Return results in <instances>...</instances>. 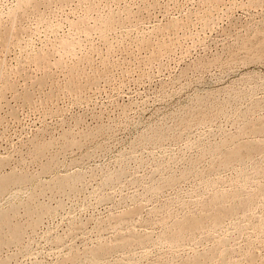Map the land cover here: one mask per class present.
Here are the masks:
<instances>
[{"label":"rangeland","instance_id":"rangeland-1","mask_svg":"<svg viewBox=\"0 0 264 264\" xmlns=\"http://www.w3.org/2000/svg\"><path fill=\"white\" fill-rule=\"evenodd\" d=\"M263 43L264 0H0V175L30 177L0 196V214L15 208L11 220L23 225L18 243H3L0 233V262L264 264V131L251 130L264 123ZM256 50L262 57L252 60ZM79 64L88 70L70 74ZM68 73L87 90L79 80L65 87ZM256 140L263 147L245 161L224 162ZM64 176L60 190L55 180ZM232 192L235 202L221 206L244 198L245 210L178 237L181 223ZM124 238L130 244L119 247ZM106 244L110 254L95 256Z\"/></svg>","mask_w":264,"mask_h":264},{"label":"bare ground","instance_id":"bare-ground-1","mask_svg":"<svg viewBox=\"0 0 264 264\" xmlns=\"http://www.w3.org/2000/svg\"><path fill=\"white\" fill-rule=\"evenodd\" d=\"M51 1V0H50ZM95 1V0H94ZM110 1V0H109ZM58 2V1H57ZM66 2V1H65ZM213 2H214V0H213ZM219 2V1H218ZM217 2V3H218ZM252 3V2H251ZM27 4V3H26ZM106 4V3H105ZM108 4V3H107ZM89 5V4H88ZM46 6V5H45ZM209 6V5H208ZM259 6V5H258ZM52 8V7H51ZM25 9V8H24ZM33 9V8H32ZM90 9V8H89ZM98 10V9H97ZM115 10V9H114ZM219 10V9H218ZM256 10V9H255ZM71 11V10H70ZM87 11V10H86ZM96 11V10H95ZM121 12V11H120ZM109 13V12H108ZM24 14V13H23ZM79 14V13H78ZM107 14V13H106ZM127 15V14H126ZM204 15V14H203ZM62 16V15H61ZM114 16V15H113ZM131 17V16H130ZM217 17V16H216ZM197 18V17H196ZM207 18V17H206ZM20 19V18H19ZM120 19V18H119ZM130 19V18H129ZM88 20V19H87ZM80 21V20H79ZM90 21V20H89ZM172 21V20H171ZM115 22V21H114ZM173 22V21H172ZM183 22V21H182ZM175 23V22H174ZM115 24V23H114ZM132 24V23H131ZM181 24V23H180ZM102 25H104V24H102ZM137 25V24H136ZM170 25H171V23H170ZM79 26V25H78ZM185 26V25H184ZM243 26V25H242ZM99 27V26H98ZM172 27V26H171ZM207 27V26H206ZM260 27V26H259ZM13 28V27H12ZM82 28V27H81ZM90 28V27H89ZM170 28V27H169ZM171 29V28H170ZM202 29V28H201ZM87 30V29H86ZM89 30V29H88ZM94 30H95V28H94ZM8 31V30H7ZM172 31V30H171ZM170 31V32H171ZM87 32V31H86ZM173 32H174V30H173ZM10 33H11V31H10ZM169 33V32H168ZM42 34V33H41ZM225 34V33H224ZM229 34V33H228ZM4 35L5 36H9V32H7V33H4ZM33 35V34H32ZM5 36H3V37H5ZM7 36V37H8ZM11 36V35H10ZM90 36V35H89ZM240 36V35H239ZM10 38L11 37H9V39L8 38H5L6 40H7V44H9V42H10ZM4 39V40H5ZM13 39V38H12ZM240 39V38H239ZM3 40V39H2ZM1 40V41H2ZM5 40V41H6ZM9 40V41H8ZM33 40V39H32ZM81 40V39H80ZM65 41H67V39L66 40H64V42ZM148 41V40H147ZM165 41V40H164ZM172 41V40H171ZM61 42V41H60ZM71 42V41H70ZM74 43V42H73ZM71 44V43H70ZM165 44V43H164ZM167 44V43H166ZM264 44V43H263ZM1 45H2V43H1ZM0 45V46H1ZM65 45H68V44H65ZM65 45H63L62 44V46H63V48H64V46ZM162 45H163V43H162ZM169 45V44H168ZM172 45V44H171ZM182 45V44H181ZM229 45V44H228ZM260 45H262V44H260ZM2 46H5V44H3ZM60 46V45H59ZM61 46V47H62ZM227 46V45H226ZM242 46V45H241ZM246 46V45H245ZM255 46H257V45H255ZM264 46V45H263ZM22 47V46H21ZM25 47V46H24ZM57 47V46H56ZM67 48L68 47H71V46H66ZM72 47H76V46H74V45H72ZM80 47V46H79ZM156 47V46H155ZM164 47V46H163ZM162 47V48H163ZM174 47V46H173ZM248 47V46H247ZM260 47V46H259ZM4 48V47H3ZM87 48V47H86ZM139 48V47H138ZM144 48V47H143ZM160 48V47H159ZM171 48V47H170ZM249 48V47H248ZM251 48H252V46H251ZM262 48V47H261ZM260 48V49H261ZM1 49V48H0ZM56 49V48H55ZM57 49H59V48H57ZM129 49V48H128ZM150 49V48H149ZM243 49V48H242ZM253 49V48H252ZM255 49V48H254ZM259 49V51L260 52H262L261 50ZM60 50V49H59ZM63 50H65L66 51V48L65 49H63ZM135 50V49H134ZM258 50V49H257ZM256 50V51H257ZM263 50V49H262ZM64 51V52H65ZM150 51V50H149ZM158 51H160V50H157V52ZM243 51V50H242ZM255 51V52H256ZM49 52V51H48ZM67 52V51H66ZM132 52V51H131ZM151 52V51H150ZM156 52V53H157ZM161 53L163 52L162 50L160 51ZM160 52H159V55H160ZM258 52V51H257ZM257 52L254 54L253 53V55H252V57H251V54H250V57L249 58H251L252 60L253 59H259L260 57H262L261 56V53L260 52H258V54H257ZM151 53H153V52H151ZM150 53V54H151ZM165 53V52H164ZM168 53V52H167ZM175 53V52H174ZM68 54V53H67ZM154 54V53H153ZM45 55V54H44ZM48 55H50V54H48ZM52 55V54H51ZM133 55V54H132ZM155 55V54H154ZM41 56V55H40ZM43 56V55H42ZM52 56H54V55H52ZM148 56H150V55H148ZM151 56H152V54H151ZM158 56V55H157ZM162 56V55H161ZM218 56V55H217ZM220 56H222V55H220ZM131 57V56H130ZM41 58V57H40ZM45 58H47V57H45ZM132 58V57H131ZM135 58V57H134ZM154 58V57H153ZM152 58V59H153ZM172 58V57H171ZM7 59V58H6ZM43 59V58H42ZM50 59V58H49ZM61 59H63V58H61ZM87 59V58H86ZM118 59V58H117ZM147 59H148V61L150 60V62H152L151 60L152 59H150V57L148 58L147 57ZM146 59V60H147ZM46 60H48V59H46ZM45 60V61H46ZM60 60V59H59ZM119 60V59H118ZM128 60V59H127ZM141 60V59H140ZM139 60V61H140ZM145 60V59H144ZM153 60H156V57L153 59ZM40 61H41V59H40ZM39 61V62H40ZM63 61V63H64V59L62 60ZM123 61H125V60H123ZM215 61V60H214ZM38 62V63H39ZM43 62H44V60H43ZM42 62V63H43ZM56 62V61H55ZM68 62V61H67ZM87 62V61H86ZM141 62V61H140ZM145 62V61H144ZM149 62V63H150ZM155 62V61H154ZM157 62V61H156ZM218 62V61H217ZM255 62V61H254ZM45 63V62H44ZM51 63V62H50ZM53 63V62H52ZM60 63V62H59ZM71 63V62H70ZM70 63H68L67 65L69 66L70 65ZM125 63V62H124ZM131 63H133L132 61H131ZM153 63V62H152ZM40 64V63H39ZM38 64V65H39ZM47 64H48V62H47ZM46 64V65H47ZM55 64H57L58 65V62H56ZM66 64V63H65ZM90 63L88 62V64H87V66L89 65ZM140 64V63H139ZM142 64V63H141ZM140 64V65H141ZM159 64H160V62H159ZM200 64V63H199ZM207 64V63H206ZM45 65V66H46ZM56 65V66H57ZM85 65V64H84ZM91 66H93L92 64H90ZM121 65V64H120ZM119 65V66H120ZM148 65V63H146V65L145 66H147ZM155 65V64H154ZM205 65V64H204ZM209 65V64H208ZM43 66H44V64H43ZM50 66V65H49ZM48 66V67H49ZM53 65H51L50 67H52ZM61 67L62 66H64L63 64H62V62H61V65H60ZM66 66V65H65ZM68 66H66V68L68 67ZM71 66V65H70ZM72 66H76V65H72ZM79 66H80V64H79ZM87 66H86V68H83V69H86V71L88 70L87 69ZM95 66V65H94ZM94 66H93V68H94ZM115 66H116V64H115ZM125 66V65H124ZM54 67V66H53ZM85 67V66H84ZM96 67V66H95ZM98 68H97V70H95L96 68H94V71H97V72H102V71H99V68L101 69V67L100 66H97ZM109 67V66H108ZM123 67V66H122ZM199 67V66H198ZM45 68V67H44ZM56 68H58V67H56ZM65 68V67H64ZM64 68H62V69H64ZM64 69V70H68V69ZM69 68V67H68ZM77 68V67H76ZM89 68V67H88ZM92 68V67H91ZM106 68V67H105ZM121 68V67H120ZM153 68V67H152ZM212 68V67H211ZM47 69V68H46ZM61 69V70H62ZM71 69V71H70V74L71 73H73V71H77V73H79V69H82L81 68V66L80 67H78V70L76 69L75 70V67H74V69H73V67L72 68H70ZM73 69V70H72ZM82 69V70H83ZM103 69V68H102ZM56 70V72L55 73H57V70L58 69H55ZM63 70V71H64ZM54 71V70H53ZM69 71V70H68ZM85 71V70H84ZM86 71H85V73H86ZM90 71H91V69H90ZM90 71L88 72V75L90 74ZM93 71V70H92ZM107 71H109L108 69H107ZM149 71V70H148ZM33 72V71H32ZM46 73H45V75H43L42 77H44L45 78V80L46 81H44L41 77H39L40 78V80H38V79H36V77H35V80H38L37 82L35 81V84L37 83L39 86H40V88L42 87V86H44L43 85V83H46V82H48L49 80H47L46 79V74L48 75V70L47 71H45ZM50 72H51V69H50ZM111 72V71H110ZM114 72V71H113ZM127 72V71H126ZM154 72V71H153ZM26 73V72H25ZM53 73V72H52ZM67 73V72H66ZM66 73H65V75H66ZM75 73V72H74ZM81 73H83V72H80V75H79V77L81 76L82 77V75H81ZM84 73V74H85ZM103 73V72H102ZM129 73V72H128ZM150 73V72H149ZM59 74V73H58ZM62 74V73H61ZM70 74L68 73V77L70 78V80H69V82H68V85H66L65 87H67L68 86V88L70 89V88H74V87H77V86H75L76 85V82H75V80L77 81V80H79L80 81V79H78L77 77L75 78V80L73 79V74H72V76H70ZM96 74H98V73H95L94 74V72H93V74H92V76L94 77V75H96ZM123 74V73H122ZM141 74V73H140ZM54 75V74H53ZM86 75V74H85ZM99 75H101V74H99ZM113 75V74H112ZM144 75V74H143ZM11 76V75H10ZM25 76V75H24ZM29 76V80L30 81H32L31 80V78H33V76L31 77V75H28ZM46 76V77H45ZM59 76V75H58ZM75 76H78V75H75ZM97 76V75H96ZM123 76H124V74H123ZM9 77V76H8ZM31 77V78H30ZM48 77L49 78H51V76H50V74L48 75ZM57 77V76H56ZM65 78H66V76H64ZM88 77H90V80H91V74H90V76H88ZM88 77L86 76V78H87V80H88ZM140 77V76H139ZM144 77V76H143ZM52 78H53V76H52ZM84 79L83 80H86L85 79V77H83ZM97 78L98 79H96V81H99L100 79H99V77L97 76ZM101 78V77H100ZM134 78V77H133ZM136 78V77H135ZM6 79V78H5ZM10 79V78H9ZM25 79V78H24ZM28 79H27V76H26V81L28 82ZM55 79V78H54ZM53 79V80H54ZM64 79V78H63ZM93 79V78H92ZM103 79V78H102ZM112 79V78H111ZM126 79V78H125ZM130 79V78H129ZM51 80V79H50ZM57 80V79H56ZM94 80V79H93ZM121 80V79H120ZM7 81H9V80H7ZM11 81V80H10ZM61 81V80H60ZM64 81V80H63ZM82 81V80H81ZM81 81H80V84L81 85H83L84 83H81ZM95 80L94 81H87V82H89L88 84H90V83H92L93 84V82H96ZM112 81V80H111ZM26 82V83H27ZM58 82V81H57ZM66 82V83H67ZM87 82L85 83V84H87ZM107 82V81H106ZM53 83H54V81H53ZM79 83V82H78ZM97 83V82H96ZM108 83V82H107ZM32 84H33V86H35L34 85V83H33V81H32ZM49 84V83H48ZM91 84V86H93ZM98 84V83H97ZM46 85V84H45ZM54 85V84H53ZM53 85H52V87H53ZM61 85H64V84H61ZM78 86H80V85H78ZM83 86H85V85H83ZM88 86V85H87ZM87 86H85L86 87V90H87ZM91 86H90V88H91ZM95 86H96V84H95ZM27 87H28V85H27ZM51 87V88H52ZM56 87V86H55ZM65 87H64V89H65ZM82 87V86H81ZM79 87L80 89H85L84 87ZM10 88V87H9ZM15 87H13V89H14ZM18 88V87H17ZM26 88V87H25ZM30 88V87H29ZM39 88V87H38ZM37 88V90H39ZM47 88V87H46ZM57 88V87H56ZM59 88V87H58ZM89 88V89H90ZM12 89V90H13ZM67 89V88H66ZM67 89V91H68V93H69V91L70 90H72V89ZM78 89V88H77ZM77 89H75L74 91H75V93L77 94L78 93V91L76 92V90ZM99 89V88H98ZM107 89V88H106ZM25 90H27V89H25ZM31 90V89H30ZM53 90L55 91V89L53 88ZM79 90V89H78ZM92 90V89H91ZM100 90V89H99ZM33 91L35 92L36 90H34L33 89ZM40 91V90H39ZM44 91V90H43ZM43 91H41V92H43ZM51 91V90H50ZM73 91V90H72ZM80 91V90H79ZM52 92V91H51ZM83 92V91H82ZM84 92H86V91H84ZM89 92V91H88ZM24 93V92H23ZM35 93H39V92H35ZM35 93H34V95H33V92L31 91V95H33L32 97H31V95L29 96V98L31 99L32 98V100L34 101V99H33V97H35ZM45 93H49V91L47 92H45ZM70 93H73V92H70ZM80 93V92H79ZM78 93V94H79ZM90 93V92H89ZM41 94V93H40ZM44 94V93H43ZM54 94H55V92H54ZM58 94V93H57ZM82 94V93H81ZM85 94V93H84ZM22 95V94H21ZM44 95H47V94H44ZM49 95V94H48ZM52 97H54V95H53V92H52ZM50 95V96H51ZM80 95V94H79ZM83 95V94H82ZM39 96V95H38ZM41 96H42V94H41ZM60 96V95H59ZM74 96V95H73ZM206 96V95H205ZM26 97H28V96H26ZM25 97V98H26ZM55 97H56V95H55ZM58 97V96H57ZM56 97V98H57ZM83 97V96H82ZM91 97V96H90ZM18 98H20L21 99V97H19L18 96ZM29 98H26L25 100L27 101V99H28V101H29V103H31V106H34V105H32L33 103L31 102V100H29ZM38 98H40V97H38ZM43 98V97H42ZM42 98H40L39 100L38 99H36L35 98V102L34 103H36V101L38 102V103H36V104H39V101L40 100H42ZM79 98V97H78ZM48 99L49 100H51V102L53 101L52 100V98L50 99V97L49 98H47V103H48ZM18 100V99H17ZM43 100H45L44 101V103H46V98L44 99L43 98ZM56 100V99H55ZM15 101V100H14ZM23 101V100H22ZM241 101V100H240ZM24 103L23 104H26L25 103V101H23ZM41 102V101H40ZM54 103V102H53ZM57 103H58V101H57ZM6 104V103H5ZM18 104V103H17ZM28 104V103H27ZM26 104V105H27ZM41 104H42V102H41ZM67 104V103H66ZM197 104V103H196ZM3 105V104H2ZM13 105H15V104H13ZM29 105V104H28ZM56 104L54 103V106H55ZM7 106H8V104H7ZM10 106V105H9ZM8 106V107H9ZM48 106H50V104L48 105ZM53 106V107H54ZM7 107V108H8ZM25 107V106H24ZM29 107V106H28ZM36 107V106H35ZM45 107V106H44ZM1 109V108H0ZM12 109H14V108H12ZM37 109V108H36ZM62 109V108H61ZM3 110V109H2ZM24 110V109H23ZM51 110V109H50ZM4 111V110H3ZM9 111V110H8ZM15 111H16V108H15ZM57 111V110H56ZM12 112H14V111H12ZM11 112V114L13 115V113ZM222 112V111H221ZM8 113H10V112H8ZM56 113V112H55ZM54 113V114H55ZM16 114V113H15ZM10 115V114H9ZM51 115V114H50ZM206 115V114H205ZM7 116H8V114H7ZM16 116V115H15ZM3 117V116H2ZM4 117H6V116H4ZM3 117V118H4ZM14 117V116H13ZM20 117V116H19ZM7 118V117H6ZM2 119V118H1ZM10 119V118H9ZM238 119V118H237ZM186 120V119H185ZM2 121H4V120H2ZM21 121V120H20ZM184 121V120H183ZM188 121V120H187ZM10 122V121H9ZM83 122H84V120H83ZM193 123V122H192ZM250 123V122H249ZM255 124V123H254ZM262 124V123H261ZM247 126V125H246ZM79 127V126H78ZM25 128V127H24ZM171 128V127H170ZM91 129V128H90ZM245 129V128H244ZM6 130V129H5ZM88 130V129H87ZM172 130V129H171ZM247 130H249L250 131V129H246V131ZM251 130L256 134V133H263V131H264V123H263V125H257V126H254L253 127V129L251 128ZM85 131V130H84ZM239 131V130H238ZM97 132V131H96ZM150 132V131H149ZM161 132V131H160ZM251 132V131H250ZM249 132V133H250ZM61 133V132H60ZM80 133V132H79ZM85 134H83V137L82 138H84V135H86V131L84 132ZM98 133V132H97ZM159 133V132H158ZM66 134V133H65ZM253 134V133H252ZM251 134V135H252ZM69 135V134H68ZM70 135H72V134H70ZM93 135V134H92ZM96 135V134H95ZM155 135V134H154ZM164 135V134H163ZM66 136V135H65ZM75 136V135H74ZM77 136V135H76ZM81 136H82V134H81ZM157 136V135H156ZM159 136V135H158ZM182 136V135H181ZM246 136V135H245ZM62 137H63V135H62ZM71 137V136H70ZM94 137V136H93ZM153 137V136H152ZM67 138V137H66ZM66 138H64V139H66ZM69 138V137H68ZM75 138H77V137H75ZM82 138H81V140H82ZM155 138V137H154ZM162 138V137H161ZM63 139V140H64ZM241 139V138H240ZM73 140V139H72ZM70 141V139H69V141H68V145L69 146H74V145H78L77 144V141H75V140H73V141ZM150 140V139H149ZM155 140V139H154ZM4 141V140H3ZM32 141H33V139H32ZM146 141V140H145ZM229 141V140H228ZM253 141V140H252ZM257 142H244L245 144H243V145H241V146H239L237 149L236 148H234L235 150H232V151H230V153H228L227 154V156L225 157V161L224 162H228L227 164H229L231 161H234V160H241L240 162H242V160H243V158L247 155V157L248 156H250V154H251V152H255L256 150H258V149H260L261 147H263V145L261 144V142H258V140H256ZM81 142V141H80ZM141 142V141H140ZM156 142V141H155ZM231 142V141H230ZM263 142V141H262ZM67 143V142H66ZM65 143V144H66ZM83 143V142H82ZM88 143V142H87ZM226 143V142H225ZM224 143V144H225ZM34 144V143H33ZM32 144V145H33ZM37 144V143H36ZM223 144V145H224ZM42 145V144H41ZM63 145V144H62ZM67 145V144H66ZM67 145V146H68ZM66 146V147H67ZM63 147V146H62ZM75 147V146H74ZM221 147H223V146H221ZM38 149V148H37ZM48 149V148H47ZM82 149H83V147H82ZM102 149V148H101ZM44 151H45V149L44 148H41V146H40V149H38V150H35V152H37V155L38 156H41L43 153H44ZM50 151V150H49ZM217 152V151H216ZM52 153V152H51ZM68 153V152H67ZM213 153V152H212ZM249 154V155H248ZM36 155V154H35ZM45 155V154H44ZM226 155V154H225ZM252 155V154H251ZM46 156V155H45ZM44 157V156H43ZM41 158V157H40ZM1 159V158H0ZM8 159V158H7ZM42 159V158H41ZM44 159V158H43ZM47 159V158H46ZM55 159V158H54ZM246 159V158H245ZM245 159L243 160V161H245ZM47 160H49V159H47ZM53 160V159H52ZM20 161V160H19ZM24 161V160H23ZM42 161V160H41ZM51 161V160H50ZM223 161V160H222ZM221 161V164H223V162ZM54 162V161H53ZM235 162V161H234ZM239 162V161H238ZM36 163V162H35ZM52 163V162H51ZM50 162H46V164L44 165L43 163V165H44V167L42 166V168H44L45 169V171L47 170L48 171V169H49V166H50V169H52L53 170V168H51V166H52V164H51ZM233 163V162H232ZM232 163H230V164H232ZM33 164V163H32ZM51 164V165H50ZM58 164V163H57ZM75 164V163H74ZM17 165V164H16ZM54 165H56L55 163H54ZM76 165V164H75ZM224 165H226L225 163H224ZM22 166V165H21ZM53 167V166H52ZM260 169V168H259ZM13 170V169H12ZM213 171V170H212ZM39 172V171H38ZM43 172V171H42ZM211 172V171H210ZM126 173V172H125ZM239 173V172H238ZM26 174V173H25ZM25 174H21V173H16L15 171H11L10 173L8 172V174H5L4 173V175H0V196L1 195H3L7 190H8V188L11 186V185H14V184H16V186H18V184L19 185H23L25 182L27 183V181H28V179L30 178V177H27V175H25ZM46 174V173H45ZM240 174V173H239ZM250 174V173H249ZM254 174V173H253ZM35 175V174H34ZM43 175V174H42ZM75 175V174H74ZM153 175V174H152ZM33 176V175H32ZM68 176V175H67ZM66 176V177H67ZM73 176V175H72ZM76 176V175H75ZM75 176H73V177H75ZM80 176V175H79ZM71 177V176H70ZM72 177V178H73ZM93 177V176H92ZM112 177V176H111ZM77 178H78V176H77ZM76 178V179H77ZM110 178V177H109ZM113 178V177H112ZM60 179V178H59ZM55 180L56 182H55V184H54V186L55 187H57L58 189H60V190H64L67 186H68V183H67V181L65 180V179H69V177L68 178H65V176H64V178L62 179H60V180ZM80 179V177L78 178V180ZM86 179V178H85ZM113 179H115V178H113ZM70 180V179H69ZM243 180V179H242ZM245 180V179H244ZM109 181V180H108ZM108 181H106V182H108ZM29 182H30V180H29ZM49 182V181H48ZM51 182V181H50ZM49 182V183H50ZM76 182H78V181H76ZM76 182H75V184H73L74 186L76 185ZM114 182V181H113ZM112 182V183H113ZM242 182V181H241ZM70 183H72V182H70ZM73 183H74V181H73ZM43 184V183H42ZM227 184V183H226ZM79 185V184H78ZM48 186V185H47ZM50 186H52V185H50ZM70 186V185H69ZM72 187V186H71ZM56 189V188H55ZM71 189V188H70ZM76 189H77V187H76ZM242 189V188H241ZM259 189V188H258ZM262 189V188H261ZM73 191V190H72ZM75 191V190H74ZM44 192V191H43ZM240 192L241 191H239V195H240ZM243 192V191H242ZM38 193V192H37ZM71 193V192H70ZM233 193V192H232ZM231 193V194H232ZM235 194H237L236 192H234ZM234 193L232 194V195H228V193L226 194V193H222V196H219L218 195V198H216L217 199V201H216V203H214V205H212V204H210V205H212V210L209 212V213H204V215H201L200 217H196V216H198V215H196V216H191V218H188L186 221H184L183 223H181V225L179 226V231H178V229H177V227L175 226V225H177V224H175L174 226L176 227V229H177V231H175V233L177 232V234H178V237L179 238H182V237H184V235H185V232L186 231H193V230H196V229H198L201 225H203L204 224V221H206V220H210L213 224H214V226L215 225H220L223 221H225V218L227 217L228 218V216H230V215H232V214H234V213H236V211L238 210H241V212H242V209L241 208H247L246 206L248 205V204H250V202H249V200H245L244 198H242L243 200H242V202H241V204H234V198L233 197H237L236 195H234ZM251 193V192H250ZM35 194V193H34ZM39 194V193H38ZM218 194V193H217ZM258 194V193H257ZM234 195V196H233ZM238 195V196H239ZM253 197V196H252ZM251 197V198H252ZM36 198V197H35ZM241 198H239V199H241ZM258 198V197H257ZM256 198V199H257ZM30 199V198H29ZM231 199H233V204L231 203V202H229V203H231L230 204V207L229 208H225V207H223L224 206V204H222L223 206H221V203L224 201H228V200H231ZM246 199H249V198H246ZM214 200V199H213ZM237 200V199H236ZM245 200V201H244ZM232 201V200H231ZM241 201V200H240ZM240 201H239V203H240ZM211 203H212V201H211ZM253 203V202H252ZM207 204H208V202H207ZM226 204V203H225ZM255 204V203H254ZM18 205V204H17ZM28 205V204H27ZM26 205V206H27ZM32 205V204H31ZM31 205H28L27 206V212L28 213H30V214H33L34 212H33V205L31 206ZM184 205V204H183ZM252 205V204H251ZM43 206V205H42ZM205 206V205H204ZM226 206V205H225ZM161 207V206H160ZM206 207V206H205ZM227 207V206H226ZM43 208V207H42ZM46 208V207H45ZM207 208H209V207H207ZM207 208L205 209V210H207ZM211 208V207H210ZM6 210V209H5ZM43 210V209H42ZM47 210V209H46ZM197 210V209H196ZM209 210V209H208ZM245 210V209H244ZM16 213V209L15 208H12V210H10V211H6V212H4L3 211V213H1L0 214V233H5L4 234V237H3V235H2V238H3V243H10V244H13V243H15V242H19V241H21L23 238V225H21L20 223H14L13 222V220H11L12 218H11V216H12V214L13 213ZM27 214V213H26ZM45 214V213H44ZM129 214V213H128ZM203 214V213H202ZM14 215V214H13ZM40 215V214H39ZM127 215V214H126ZM133 215V214H132ZM191 215V214H190ZM32 216V215H31ZM41 217V216H40ZM40 217H39V219H40ZM135 217V216H134ZM188 217V216H187ZM34 218V217H33ZM37 219H38V216H37ZM36 219V220H37ZM37 220V222H35V224H37V223H39L40 222V220ZM36 220H34V221H36ZM19 221V220H18ZM179 222V221H178ZM177 222V223H178ZM182 222V221H181ZM207 222V221H206ZM33 224V223H32ZM206 224V223H205ZM83 225V224H82ZM107 225V224H106ZM208 225V224H207ZM31 226V225H30ZM26 227V226H25ZM200 228H202V227H200ZM25 230V229H24ZM199 230V229H198ZM130 232V231H129ZM237 232V231H236ZM164 233V232H163ZM132 234V233H131ZM172 235V234H171ZM135 236V235H134ZM144 236V235H143ZM123 237V236H122ZM140 237V236H139ZM2 238H1V240H2ZM25 238V237H24ZM140 238H143V237H140ZM150 238V237H149ZM138 240V239H137ZM174 240H176V239H174ZM142 241V240H141ZM177 241V240H176ZM131 242V241H130ZM130 242L129 241H127L125 238L124 239H122L121 240V242L119 243V247H126V246H128V244H130ZM180 242V241H179ZM254 242V241H253ZM2 243V244H3ZM104 243V242H103ZM5 244H3V245H5ZM9 244V245H10ZM102 245V244H101ZM107 245V244H106ZM117 245V244H116ZM1 246V245H0ZM26 246V245H25ZM108 246V247H107ZM107 246H102V247H100V248H97L95 251H94V255L95 256H97V257H102V256H104V255H106L107 253H109L110 252V250H111V246L109 247V245H107ZM114 246V245H113ZM137 247V246H136ZM117 248V247H116ZM85 249V248H84ZM87 249V248H86ZM115 248L113 247V250H114ZM136 249V248H135ZM217 249V248H216ZM219 249V248H218ZM229 251V250H228ZM231 251V250H230ZM239 252V251H238ZM207 253V252H206ZM13 254V253H12ZM110 254V253H109ZM108 254V255H109ZM226 255V257H227V254H225ZM238 255V254H237ZM13 256V255H12ZM212 256H213V254H212ZM216 256V255H215ZM96 257V258H97ZM200 257V256H199ZM226 257H224V258H226ZM11 258V257H10ZM68 258V257H67ZM105 258V257H104ZM201 259H202V257H200ZM101 259V258H100ZM175 259V258H174ZM201 259H197L193 264H203V260H201ZM247 260V259H246ZM8 261V260H7ZM210 261V260H209ZM240 262V261H239ZM251 262V261H250ZM220 263V262H219ZM253 263H254V261H253ZM0 264H5L4 263V261H1L0 262ZM180 264V263H179ZM186 264V263H185ZM188 264V263H187Z\"/></svg>","mask_w":264,"mask_h":264}]
</instances>
